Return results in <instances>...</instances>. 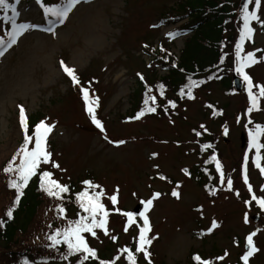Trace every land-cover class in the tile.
<instances>
[{"label":"rangeland","instance_id":"374dc122","mask_svg":"<svg viewBox=\"0 0 264 264\" xmlns=\"http://www.w3.org/2000/svg\"><path fill=\"white\" fill-rule=\"evenodd\" d=\"M13 1L10 3L18 15L12 18L36 27L26 30L10 48L5 43L6 51L0 56V219L6 218L17 195L9 187L16 173H5L3 169L24 142L21 105L27 117L28 135L33 136L29 149L35 146L36 127L29 126L30 116L41 114L39 123L54 125L45 138L51 163H41L36 176L49 171L52 179L69 187V192L61 197H51L38 179L42 206L18 247L23 249L30 244L41 250L44 246L41 251L46 264H79V254L64 259L67 246L61 243L50 247L48 237L67 227L68 221L87 215L77 199V194L88 188L83 183L87 180L100 186L88 188L90 194L103 190L101 202L110 213L108 235L103 229H95V237L84 234L89 246L97 251V258L92 260L98 264L101 259L115 260L118 256L116 264H129L127 253L121 250L130 248L135 252L143 219L137 214L136 223L127 225L122 212L136 213L139 205L149 218L151 231L147 235L152 242L146 246L149 258L135 253L137 264H149V260L151 264H198L193 259L196 255L211 264H244L241 257L246 251V237L253 232L259 251L250 257L249 264H264V209L251 199L253 192L264 197V174L255 167V149L248 148L249 131H254L257 124L264 126V97L260 98L258 109L248 113L247 90L235 72V45L243 23L241 5L232 8L236 18L226 24L221 55L213 68L195 78L186 76L179 85L168 87L169 82L160 80L167 76L163 66L175 64L193 35L181 34L191 16L180 9L179 4L185 0H80L67 21L53 32L46 29L54 18L45 16L38 0ZM45 2L52 6L62 5L65 0ZM252 9L254 4L250 5ZM2 13L0 38L7 42L11 21L5 17L12 13L11 9H0ZM258 15L264 20V0ZM251 26L255 31L245 41L242 55L262 51L256 52L258 62L245 71L254 85H264V27L256 21ZM61 61L75 69L79 84H74L63 71ZM234 74L241 79L240 89L235 88ZM190 80L197 82L191 89L194 98L187 95ZM138 83L146 89L142 90V105L130 115ZM82 88L89 89L93 100L99 98L94 107L104 133L92 122ZM253 91L258 92V88ZM153 96L154 102L150 99ZM169 101H174L175 107ZM148 107H155L156 111L148 112ZM142 110L145 114L136 119ZM260 142L264 143V135ZM246 154L253 192L243 180ZM217 161L225 174L224 183L220 181ZM261 166L264 167V149ZM228 178L233 180L231 189ZM173 190L179 197L172 195ZM157 192L161 195L145 211L141 202ZM112 195H117L116 205L111 204ZM213 221L218 227L209 232ZM125 226L128 231H124Z\"/></svg>","mask_w":264,"mask_h":264},{"label":"snow or ice","instance_id":"6c2138e0","mask_svg":"<svg viewBox=\"0 0 264 264\" xmlns=\"http://www.w3.org/2000/svg\"><path fill=\"white\" fill-rule=\"evenodd\" d=\"M19 0H16L18 3ZM39 2L44 7L45 16L55 17V20H49V23L54 25L57 22L64 23V21L68 18L69 13L72 9L80 3V0H65L63 5H52L46 6L43 4V0H39ZM254 4V9L250 10V5ZM0 9H11V16H6L5 18L11 21V31L9 33L10 40L5 42L3 38H0V56L4 55V51H6L5 43H7V48H10L13 44L17 43V38L21 36L26 30L30 27H36V25H29L27 23H17L15 17L18 15L16 8L13 3H10L9 0H0ZM262 9V0H243L241 9H240V17L242 19V27L239 33V41L235 45V57H236V67L235 72L242 77V80L245 84L247 90L248 100L250 101V107L247 109L248 113H251L253 109H258V104L260 98L264 97V85H254L251 76L245 71L246 68L258 62L256 58V52L262 51L257 49L255 51H248L246 55H242L244 52V43L246 40H250L253 37L255 29L251 26L253 21L258 22L262 27H264V20L261 19V16L258 15V12ZM47 31H53L52 27L46 29ZM169 36H173V33H168ZM223 62V58L221 59ZM61 66L63 71L71 78L74 84H79L80 81L75 73V69L73 67H69L61 61ZM143 79V77H141ZM196 81L190 80L189 84L186 86L188 88L187 95L189 98H194L192 95V87L196 85ZM258 88V92H254L253 88ZM83 98L87 104V111L91 116L93 124L101 131V133L105 132V128L101 120H99L96 116L95 106H98V97L93 100L89 96V89L82 88ZM163 85H161V95H163ZM181 96H183L184 89H181ZM153 102L155 101V97L150 98ZM149 100H145V104L148 105ZM169 103L175 107L174 101H169ZM148 112H155V107H148ZM145 112L142 110L135 117L139 119L143 116ZM20 120L21 124L24 128V142L20 146L19 151L13 156L12 160L7 164V166L3 169L5 173H16V177L9 181V187L14 188L17 192L15 197V201L12 207H9L6 212V217L11 219L13 217V212L15 206H17L20 202V198L23 195V189L28 185V182L31 177L37 175V170L40 168L41 163H51L50 156L51 153L46 151L45 148V138L54 125L46 124L44 121H41L35 127L34 132V141L35 146L29 149L28 145L33 141V136L28 135V124L27 117L25 114V109L23 106H20ZM251 123V121H249ZM204 126L201 125V128ZM227 132V129H225ZM199 135V133H197ZM264 135V126L257 124L255 126V130L249 131V149H255V167L260 169L261 173L264 174V167L261 166V149H264V143L260 142L261 136ZM105 139H108L105 134ZM117 143H124V141H118ZM205 148L211 147V145H204ZM155 155V154H154ZM17 157H20L19 163L16 164L15 161ZM213 160L216 159L215 156L212 157ZM249 161V157L246 154L244 157L245 162V173L243 175L244 182L248 185V190L253 192L252 185L249 183V178L247 175L246 166ZM54 167H59V164H54ZM221 164L219 161L216 163L217 171H220V181L221 183L225 182V174L221 171ZM187 171V170H185ZM53 174L49 171H42L40 173V186L46 193L51 197H61V194L69 192V187L67 185L61 184L59 181L52 179ZM161 179H166L161 176ZM228 188L231 189L233 185V180L231 178L227 179ZM85 185L88 188H99V185H94L92 181H84ZM88 188L84 191H81L77 194V199L80 201V208L87 215H80L78 219L68 221L67 227L63 229H57L54 234L48 237L51 240L52 244L50 247H55L56 245H60L61 243L67 246V255L63 258L67 259L69 256L74 254H79V264H84V262L89 261L90 259L97 258V251L90 247L86 238L85 233H90L91 236L95 237L96 232L95 229H103L105 235H108L107 224L109 217V210L106 208L105 204L101 202V197L103 196V190L98 192L89 193ZM264 190V187H262ZM161 193L157 192L153 194V197L142 201L141 203L145 206V211L148 210V206L153 204V199L158 198ZM173 196L179 197V193L176 190L172 192ZM252 201H256L260 208L264 209V197H257L253 192ZM111 204L116 205L118 203L117 195H112L110 197ZM248 203H251L249 201ZM58 211L63 212L64 209L59 208ZM116 212H121L119 208H115ZM122 215L127 217V225H133L136 223L135 217L137 213L132 211L122 212ZM139 217L143 219L142 226L139 227L138 233V243L135 246V252H133L130 248H124L121 251L127 253V261L129 264H137V257L135 253H143L146 258L150 257V253L147 251V245H150L152 239L148 237V233L151 231L149 218L145 215V212H139ZM98 217H100L98 219ZM248 217L245 216V221L247 222ZM5 223L4 220L0 219V225ZM218 227L216 221L212 222L211 227L208 229L209 232ZM124 231H128V227L125 226ZM256 235L255 232L249 234L246 237V246L247 250L242 255L241 259L244 264H249V259L254 255V253L258 252L259 249L254 245L253 237ZM113 240L117 238L115 236L111 237ZM227 255V253H225ZM224 257H218V259H223ZM120 259V257H116L115 260H99V264H116V262ZM194 260L198 262V264H211L209 260H203L199 255L193 257ZM24 264H29L27 260H25ZM149 264H151L149 260Z\"/></svg>","mask_w":264,"mask_h":264},{"label":"trees","instance_id":"16d2710c","mask_svg":"<svg viewBox=\"0 0 264 264\" xmlns=\"http://www.w3.org/2000/svg\"><path fill=\"white\" fill-rule=\"evenodd\" d=\"M10 1V0H9ZM243 0H185L179 4L180 9L187 14H191L190 22L187 23L185 31L193 33L192 37L186 41L181 49L180 55L174 65H164L167 76L163 79L169 82L170 86H177L185 81L186 76L203 75L213 68L221 55V45L224 41L226 24L235 19L232 16L233 6L242 5ZM0 16H4L3 13ZM158 56V54H155ZM155 57H152L154 61ZM145 86L140 83L134 92V107L130 115L137 113L142 105V90ZM41 114L36 113L29 118V126L35 127L39 123ZM38 176L30 178L28 185L23 189V195L19 204L15 207L13 217H7L0 225V264H24L25 260L29 264H46L43 262L45 256L38 246L23 249L19 248L20 238L25 236L33 226L39 209L42 206L41 194L38 186ZM65 251V248H63ZM84 264H98L90 259Z\"/></svg>","mask_w":264,"mask_h":264},{"label":"water","instance_id":"95a60500","mask_svg":"<svg viewBox=\"0 0 264 264\" xmlns=\"http://www.w3.org/2000/svg\"><path fill=\"white\" fill-rule=\"evenodd\" d=\"M235 85L238 89L240 88V82L238 80H236ZM242 140L244 141V136H242ZM255 219L257 220L258 218Z\"/></svg>","mask_w":264,"mask_h":264}]
</instances>
